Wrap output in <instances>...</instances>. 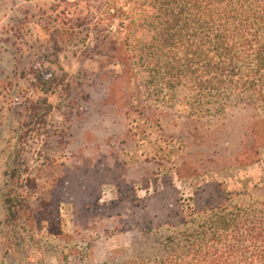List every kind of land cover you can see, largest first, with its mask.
Returning <instances> with one entry per match:
<instances>
[{
    "label": "rangeland",
    "instance_id": "1",
    "mask_svg": "<svg viewBox=\"0 0 264 264\" xmlns=\"http://www.w3.org/2000/svg\"><path fill=\"white\" fill-rule=\"evenodd\" d=\"M69 11L76 12L63 0H0V264L141 263L158 258L165 239L183 231L181 218L203 216L209 194L216 202L228 194L234 204L264 202V114L228 107L227 115L209 119L188 88L174 105L153 106L152 117L139 114L136 103L112 105L108 80L121 69L106 56H81L60 27ZM112 32L133 47L151 40L139 25ZM65 75L84 85L90 103H80L71 121L69 111L54 110L46 131L58 145L45 151L47 137L36 136L22 152L38 185L30 204L51 197L60 203L45 221L35 218L34 229L9 228L1 198L15 131L29 116L23 104L45 98L40 77ZM59 101L49 98L54 107ZM57 213L61 236L49 233Z\"/></svg>",
    "mask_w": 264,
    "mask_h": 264
},
{
    "label": "trees",
    "instance_id": "2",
    "mask_svg": "<svg viewBox=\"0 0 264 264\" xmlns=\"http://www.w3.org/2000/svg\"><path fill=\"white\" fill-rule=\"evenodd\" d=\"M63 1L76 12H66L60 27L77 40L81 56H106L121 69L108 80L106 101L112 105L136 103L139 114L148 111L152 117L153 106L174 105L177 92L188 88L195 104L207 106L209 119L227 115L228 107L264 114V0ZM137 25L151 33L148 44L133 47L128 39H113L116 26L122 33ZM40 80L45 98L23 104L29 116L15 131L6 173L1 200L9 228L34 229L35 218L45 221L46 212L61 199L30 204L28 193L36 192L38 185L22 161L24 147L34 137L46 136L49 146L45 143L43 149L51 150L52 143L59 144L56 134L46 131L54 110L64 116L69 111L71 121L80 103L92 99L76 77ZM55 95L61 100L56 107L49 103ZM62 187L61 182L55 186L59 196ZM209 195L203 216L181 218L176 226L183 231L165 239L158 258L131 264H264V202L234 204L229 194L216 202L214 194ZM54 220L58 224L52 222L55 230L49 233L61 236L58 213Z\"/></svg>",
    "mask_w": 264,
    "mask_h": 264
}]
</instances>
